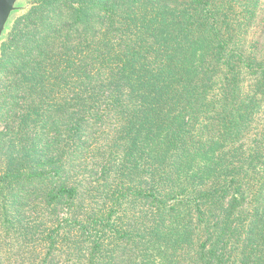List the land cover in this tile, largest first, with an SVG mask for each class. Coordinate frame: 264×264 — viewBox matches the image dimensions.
Masks as SVG:
<instances>
[{"label":"trees","instance_id":"1","mask_svg":"<svg viewBox=\"0 0 264 264\" xmlns=\"http://www.w3.org/2000/svg\"><path fill=\"white\" fill-rule=\"evenodd\" d=\"M38 3L0 39L12 263L264 264L261 0ZM97 133L109 158L96 150L98 181L80 191L67 165ZM112 175L106 215L59 218ZM32 196L56 215L46 238L24 234ZM137 202L146 212L128 215Z\"/></svg>","mask_w":264,"mask_h":264},{"label":"rangeland","instance_id":"2","mask_svg":"<svg viewBox=\"0 0 264 264\" xmlns=\"http://www.w3.org/2000/svg\"><path fill=\"white\" fill-rule=\"evenodd\" d=\"M42 0H18L17 6L20 7L17 11H15L8 22V26L12 27L14 25V22L20 18L21 16L25 15L28 10H31L34 6L38 5ZM261 6L264 8V0H261ZM264 18V16H263ZM9 27V28H10ZM95 140L92 142L91 146L88 147L86 151L81 152L78 151L76 153V157L71 159V163H68L67 170L65 172V181L67 182L68 186H72L74 184L80 183V191H84L83 189L86 188L89 183L98 181L97 176L100 174V168L94 167L92 164V159L94 155L96 154V150L103 153L106 151V156L108 157V143L107 138L105 136L98 137V133L95 136ZM109 158V157H108ZM114 161V159L112 160ZM2 163L0 162V173L2 172ZM98 166V164H97ZM93 169V172H92ZM102 175H105L104 173ZM114 178L113 175L109 176L107 180L104 181V183L101 185L99 189L98 194H96V197L89 198L87 195H85V200L83 202V205H79L78 209L76 208L79 200L74 201L73 205L70 207L72 202L68 205H64L60 207L57 211L59 214V218H65V220L70 216V209L75 208L78 211V214H80V218H84L86 214H90L89 210H94V212L99 215H106L110 210V202L107 199V196H109L112 192V188L114 187ZM94 184V183H93ZM8 188L5 189L0 194V204L11 202V199L8 198ZM108 192V193H105ZM87 194V193H86ZM90 199V200H89ZM20 199H17L15 201V205L18 204ZM25 206L27 207V211H25L24 214V220H25V227H24V234L26 227H29L30 224H34L33 230L37 231V237L35 238H46L47 232L50 231V229H53V220L51 217L53 216L52 212L50 215H47L45 213V209L47 207L43 206V200L42 198L38 199L36 196H32L31 198L27 199ZM147 206L143 205L142 203H131L127 205V211L128 215H134L139 212V214H144L146 212ZM89 211V212H88ZM2 213V211L0 212ZM55 215V213H54ZM117 215H113L111 219L115 218ZM56 218V215H55ZM64 220V219H63ZM65 227L68 228L69 223L65 224V221L63 222ZM11 228H13L10 224H4L2 227V232L0 231V238H2V241L0 240V260L4 261L5 264H13L12 261L16 258H12L14 256V253L17 251L16 246H12L10 238L13 237V232L11 231ZM29 238L30 232L29 229L27 230ZM74 232V231H73ZM74 234V233H73ZM20 238H25L23 236H20ZM17 253V252H16ZM20 256H24V254H19ZM16 264H22L20 260Z\"/></svg>","mask_w":264,"mask_h":264},{"label":"water","instance_id":"3","mask_svg":"<svg viewBox=\"0 0 264 264\" xmlns=\"http://www.w3.org/2000/svg\"><path fill=\"white\" fill-rule=\"evenodd\" d=\"M18 0H0V39L6 30L11 15L20 9Z\"/></svg>","mask_w":264,"mask_h":264}]
</instances>
